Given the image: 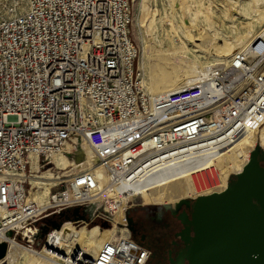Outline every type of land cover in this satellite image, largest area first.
Returning <instances> with one entry per match:
<instances>
[{
    "label": "built area",
    "instance_id": "built-area-1",
    "mask_svg": "<svg viewBox=\"0 0 264 264\" xmlns=\"http://www.w3.org/2000/svg\"><path fill=\"white\" fill-rule=\"evenodd\" d=\"M133 1L26 0L22 12L0 19V244L34 250L40 240L39 252L54 251L61 229L43 235L39 224L80 208L125 232L91 263L79 250L66 259L148 264L150 251L131 237L127 213L151 188L195 167L196 191L208 190L245 138L255 135L253 150L264 151V36L223 69L202 68L191 84L152 95L140 77ZM84 144L88 168L53 173L45 194L36 179L56 167L55 155L76 163ZM247 164L230 172L223 192Z\"/></svg>",
    "mask_w": 264,
    "mask_h": 264
},
{
    "label": "rangeland",
    "instance_id": "rangeland-1",
    "mask_svg": "<svg viewBox=\"0 0 264 264\" xmlns=\"http://www.w3.org/2000/svg\"><path fill=\"white\" fill-rule=\"evenodd\" d=\"M257 1H261V3L257 5ZM25 3L26 0H0V19L22 12L25 9ZM261 5H264V0H134L133 37L141 49L143 45L148 47V50L154 54L153 57L162 48L170 50L173 44L179 46L180 56L183 55L186 61L197 69L195 70V74H197L199 68L208 67L210 64L226 63L232 54L242 48L241 46L228 48L231 39L233 41L246 35L249 36L251 30L260 32L264 29V13L262 12L264 9ZM228 39L230 40L228 41ZM182 41L186 43H181ZM184 44L186 46H183ZM179 64L177 65L181 68ZM182 70L183 68L178 70L179 74H183ZM154 73L156 74V72ZM151 77L152 75L148 74L147 78L149 79L147 80H150ZM80 149H83V146ZM56 167L52 164L49 173L60 172V175H63L72 167L76 168V164L62 171ZM222 182H226V180ZM164 185L167 187L166 184ZM149 192L144 195L143 201H138L136 206L127 213V218L132 217L138 220L144 214L143 208H148L149 211L164 208L160 207L163 205L147 206L146 201L151 198H161V201L164 202L163 198L154 192V188ZM185 193L184 200L195 198L190 184L185 187ZM103 215L98 213L91 217L85 215L86 217L84 216V219L81 220H77L74 216L72 220H67L60 225L62 228L66 223H73L78 229L84 227L87 229L99 227L102 230L115 229L112 238H117L125 232L124 227L118 225L117 221L114 222L113 218H106ZM123 216L122 212L118 219L121 220ZM39 225L42 227V224ZM51 229L54 228L51 227ZM102 230L99 234L100 240L107 236ZM111 235L112 233L109 236ZM42 244L43 242L40 240L36 241L33 246L34 251H41Z\"/></svg>",
    "mask_w": 264,
    "mask_h": 264
},
{
    "label": "bare ground",
    "instance_id": "bare-ground-1",
    "mask_svg": "<svg viewBox=\"0 0 264 264\" xmlns=\"http://www.w3.org/2000/svg\"><path fill=\"white\" fill-rule=\"evenodd\" d=\"M256 3L257 5H259L261 1H257ZM261 7L264 9V5H261ZM262 12L264 13V10ZM171 23L173 22L171 21ZM249 33H251L249 36L246 35L238 38L237 40L231 41L232 39H228V41L230 40V44L227 47L231 49L237 46L243 47L255 38L264 36V29H262L260 32L251 30ZM181 43L186 42L182 41ZM183 46L186 45L184 44ZM178 49L179 46L177 47L173 44L170 50L162 48L159 52H156L155 56L153 57L154 54H152L148 50V47H144V45L142 49L140 47V77L142 78L144 86L147 88V90L150 91L152 95H159L185 87L191 84L192 81H194L197 78L198 74L201 72L202 69L199 68V72L195 74V70L197 69H195L191 64H189V62L186 61L183 55L180 56L181 54ZM177 62L180 63L179 65H181V68H183V74H179L178 70L181 68L177 65ZM227 62L210 64L208 65V67H205L210 68L212 70H221L225 67ZM152 66H154V68H152ZM154 72H156V74ZM148 74L152 75L150 80H147L149 79L147 78ZM262 136L264 142V135ZM256 139L257 137L255 135H250L245 138V140L234 151V159L231 161V163L219 166L216 186L208 190H203L201 192H197L194 187L192 191L194 197L196 198L198 196H209L212 194L222 193L227 187V180L226 182H222L223 180H225L224 177H228L230 172H241L243 165L249 163V161L251 160V153L253 151L252 147L254 146ZM82 150L84 151L86 157L90 159L92 155L90 147L87 144H84ZM55 162L57 163V167L61 170H67V168H69L70 166H74L75 164L76 170H86V168H88L87 162L84 161L82 163H74L66 155L62 154L55 155ZM230 168L233 169L231 170ZM90 170L95 171L98 174L101 172V168L97 165H93L92 167H90ZM194 170L195 167L186 168L185 171L172 176L170 180H168L164 184L167 185V183L171 181L180 179L184 176H188L190 172V176H192L195 173ZM35 182L42 185L44 193L48 194L51 187L54 185V176L52 175V173H48L43 175L42 177H38ZM164 184L154 187V192H156L160 197L163 198L164 203L167 206L177 207L182 203V200L180 198L171 197L169 195L167 187H165ZM116 220H118L120 223L125 222L124 219L119 220L118 217L116 218ZM101 230L102 229L99 227H95L94 229H87L85 227L82 229H78L74 226L73 223H66L57 235L58 241L52 243L56 249L54 251H49V249H45L42 252L29 250L28 248H25L12 240L9 244L7 255L2 261H0V264H69L70 262L71 264H78L76 261L68 260L65 257L67 254L70 255L71 253H73L74 250L85 252L86 260L88 261V263H91L92 259L98 256L103 245L107 241L112 239V236L115 232V229L102 230V232H105L107 236L105 237V239L100 240L99 234L101 233ZM111 233L112 235L109 236ZM2 235L5 234L0 233V236ZM12 235L13 233H8L7 237L11 239L10 236ZM3 237V239L0 238V242L5 241L6 236Z\"/></svg>",
    "mask_w": 264,
    "mask_h": 264
},
{
    "label": "water",
    "instance_id": "water-1",
    "mask_svg": "<svg viewBox=\"0 0 264 264\" xmlns=\"http://www.w3.org/2000/svg\"><path fill=\"white\" fill-rule=\"evenodd\" d=\"M84 158L81 149L75 161L81 163ZM184 204L192 208L194 236L188 240L185 254L189 264H264V151L260 146L252 151L244 171L231 180L225 192L184 200L176 208ZM88 213L74 209L77 220ZM52 227L61 229L56 223ZM49 229L43 227V235ZM7 252L8 245L0 244V261Z\"/></svg>",
    "mask_w": 264,
    "mask_h": 264
},
{
    "label": "flooded vegetation",
    "instance_id": "flooded-vegetation-1",
    "mask_svg": "<svg viewBox=\"0 0 264 264\" xmlns=\"http://www.w3.org/2000/svg\"><path fill=\"white\" fill-rule=\"evenodd\" d=\"M189 184L193 191L194 182L189 175L167 183L170 196L180 198L183 202L185 187ZM146 204L167 206L161 198H151ZM143 209L144 214L138 220L128 217V228L131 237L150 251L148 264H189L185 254L189 246L188 240L194 236L190 224L191 206L184 204L179 208H163L156 211Z\"/></svg>",
    "mask_w": 264,
    "mask_h": 264
},
{
    "label": "trees",
    "instance_id": "trees-1",
    "mask_svg": "<svg viewBox=\"0 0 264 264\" xmlns=\"http://www.w3.org/2000/svg\"><path fill=\"white\" fill-rule=\"evenodd\" d=\"M228 177H226L225 180H227ZM74 218V210H65L60 214H56L54 216H52L51 218H48L47 220H45L44 225L42 226H48L50 229L53 226V224H63L64 222H66L67 220H72Z\"/></svg>",
    "mask_w": 264,
    "mask_h": 264
}]
</instances>
